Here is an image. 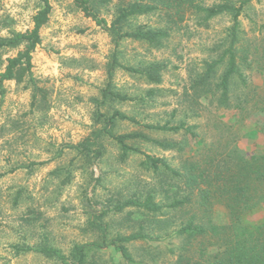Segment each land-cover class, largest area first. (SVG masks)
Returning a JSON list of instances; mask_svg holds the SVG:
<instances>
[{
    "label": "rangeland",
    "instance_id": "rangeland-1",
    "mask_svg": "<svg viewBox=\"0 0 264 264\" xmlns=\"http://www.w3.org/2000/svg\"><path fill=\"white\" fill-rule=\"evenodd\" d=\"M126 1L94 0L91 4L111 24ZM50 3L52 12L41 30L42 43L33 53L32 81H8L0 88V264H61L43 254L18 253L17 249L48 246L69 257L75 245L94 244L101 247L86 250V264H127L109 244L138 233L150 239L126 244L137 264H155V258L172 264L171 250L180 243L173 231L180 221L174 224L167 213L161 218L169 224L159 233L158 217L152 223L138 208L116 209L149 194L156 202L169 204L170 194L162 192L168 177L154 174L143 154L123 157L120 147L107 138L101 140L104 155L98 161L79 155L74 146L93 138L101 128L96 121L98 111L108 115L119 111L137 123L119 121L114 133L144 134L146 140L129 145L165 159L173 168L180 157L214 144L221 150L237 145L239 155L245 157L264 153V113L255 106L257 98L264 96V0H252L239 17L235 51L240 71L232 79L227 107L219 104L217 86L227 70L225 52L230 43L225 40L233 26L232 16L218 17L209 28L190 24L189 31L173 34L166 47L157 50L131 39L116 47L113 35L86 17L74 0ZM41 7L40 0H0V39L31 30ZM157 22L152 14L141 15L131 18L123 30ZM22 50V46L1 49L0 72L7 59ZM115 50L125 67L143 69L152 62L161 63V83L117 68L113 89L130 100L103 102ZM217 61L207 84L210 94L195 100L193 79ZM150 91L154 95H148ZM182 121L197 127L193 130L198 134L196 142L145 127L179 126ZM227 126L236 129V136H228ZM155 140L178 142L184 151H164ZM102 212L106 215L99 217ZM215 219L219 224L226 222L223 208L217 209ZM243 221L263 224L264 209L246 213ZM98 222L107 229L105 246ZM164 233L168 236L156 239Z\"/></svg>",
    "mask_w": 264,
    "mask_h": 264
},
{
    "label": "trees",
    "instance_id": "trees-1",
    "mask_svg": "<svg viewBox=\"0 0 264 264\" xmlns=\"http://www.w3.org/2000/svg\"><path fill=\"white\" fill-rule=\"evenodd\" d=\"M86 17L91 18L97 25L113 35L116 47L124 40H135L160 50L166 47L175 33L189 31L190 24L198 28H209L210 23L223 15L232 16L233 26L225 41H229L227 70L218 84L221 91L219 104L227 107L229 90L234 75L239 73V58L235 51L239 34V17L243 9L252 0H127L118 7V16L111 24L101 18L94 10V0H74ZM42 7L33 17V28L26 33L13 34L10 38L0 39V50L23 47L15 57L8 58L4 71L0 72V88L8 81H32L33 53L41 45V30L50 19L52 6L50 0H40ZM157 17L156 25L146 24L132 31H124V25L133 17L150 15ZM224 57V55H223ZM223 58H220L219 62ZM217 62L208 66L204 74H198L193 79L194 99L207 98L210 94L207 84L213 78ZM117 68L132 74L146 77L153 84H160L163 65L152 62L143 69L122 66L115 50L108 70V82L103 90V102L117 100L128 101L130 98L116 93L113 89V78ZM255 92V91H254ZM148 95H154L150 91ZM215 95H212V99ZM255 106L264 113V96L257 98ZM175 113V112H174ZM96 121L101 128L95 132L93 138H88L74 146L79 155L98 161L103 155L102 139H110L121 150L123 157L130 154H143L146 162L154 174L168 177L169 183L164 184L162 192L170 194L169 204L156 202L155 196L149 194L143 200H128L117 211L125 207H135L142 210L151 222H154L162 233V227L169 224L161 218L167 213L172 217L176 228L173 231L180 243L171 250L174 256L172 264H264V223L248 225L243 216L255 209H264V153L260 152L249 157L239 155V148H224L221 150L215 144L208 149L197 148L189 154L180 157L179 164L173 168L165 159L153 157L141 152L129 142L147 139L144 134H115L114 129L119 121L137 123L128 115L115 111L112 114L97 112ZM182 121L179 126L146 125L149 130L172 135H183L198 140V134L193 130L196 126H186ZM228 136H236L235 128L227 126ZM235 140V138H234ZM164 151L183 153L184 148L175 141H154ZM237 144V143H236ZM37 164H32V166ZM40 165V164H39ZM221 207L225 212L226 222L219 224L215 216ZM106 215L102 212L99 217ZM180 220V217H184ZM169 217V215H168ZM163 219V220H160ZM170 221V222H172ZM102 228L104 246L107 245V229L101 223H95ZM163 225V226H162ZM161 235V236H160ZM168 234H159L156 239H163ZM150 236L138 233L127 237L111 240L110 246L121 253L127 264H137L128 253L126 244L139 240H149ZM152 239V237H151ZM94 246L75 245L69 257L59 250L48 246L41 248H18L17 252H35L57 260L61 264H86L88 255L86 250ZM71 262V263H70ZM155 264H162L155 258ZM146 264V263H145Z\"/></svg>",
    "mask_w": 264,
    "mask_h": 264
}]
</instances>
